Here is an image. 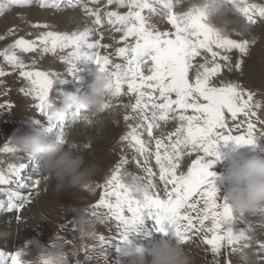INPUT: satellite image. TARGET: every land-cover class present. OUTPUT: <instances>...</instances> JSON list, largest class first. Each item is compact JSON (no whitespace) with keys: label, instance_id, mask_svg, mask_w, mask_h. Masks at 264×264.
Masks as SVG:
<instances>
[{"label":"snow or ice","instance_id":"1","mask_svg":"<svg viewBox=\"0 0 264 264\" xmlns=\"http://www.w3.org/2000/svg\"><path fill=\"white\" fill-rule=\"evenodd\" d=\"M31 2L32 0H11L13 5ZM48 2L49 0H40L42 6H48ZM93 3L99 4L100 0H93ZM107 4L127 9L126 12L106 13L107 23L121 33L120 41L124 46L116 50V55L123 63H114L110 55L98 51L109 45L90 41L89 37L95 28L71 34L46 31L38 38L39 46L44 52L55 53L57 49H70L62 57L69 64V73H77V62L86 57L98 65L99 71L108 74L110 97L121 94L135 96V102L130 107L136 116H125V119L138 118V123L130 124V130L122 139L128 141L144 157L145 164L154 155L159 166L163 192L157 190L158 185L152 179H148L143 181L147 188L143 196L137 195L131 186L136 175L125 167L126 159L121 161L101 186L103 194L92 207L91 215L100 217L96 209H107L108 218L118 221L120 231L118 238L110 239L104 235L97 236L95 232L91 234L99 242V255H104V246L107 244L117 254L115 264H126V258L136 248V241L141 237H149L152 232L177 237L185 244L193 236L202 234V239L211 246L214 254L220 253L225 245H239L233 247L232 251L243 252L250 247L248 233L251 228L235 229L237 220L242 216L238 218L226 198L219 196L216 185L218 176L212 169L222 159L219 150L221 143L258 146L256 125L251 118L256 116L252 109L259 108L260 103L254 104L255 94L239 83H221L219 86L213 83V78L222 68L217 58L221 61L231 59L229 55H222V52L238 50L241 55L249 52L247 39L230 38L222 27L213 23V18L226 6L243 14L248 23L256 24L257 16L264 18V5L249 4L246 0H201L187 11L177 12L174 10L173 0H107ZM156 4L162 5L174 31L158 30L150 23L149 17L144 15L145 10L156 13ZM51 5L58 6L56 0H51ZM86 12L95 18L94 25L102 26L99 9L86 8ZM37 46L36 41L20 38L0 55L9 64L21 69L20 75L30 81L31 87L22 91L26 95H32L38 102L36 107L47 118L49 131L53 132L61 127L55 138L63 143L65 137L62 126L67 114L70 109H79L71 104L69 93L63 87L56 88L59 103L50 95L57 81L64 85L69 83L67 79L49 72L24 70L25 64L14 49L32 52ZM197 58H202L203 62H197ZM235 66L239 68L240 63ZM193 70L194 80L189 78V73ZM3 75L5 73L0 69V76ZM124 84H127L126 93L123 92ZM110 107L112 104L107 100L104 110ZM189 110L192 114H187ZM226 113L230 114L232 121H236L241 115L246 118L243 124H235V131L240 132L243 127V134H232L233 128L228 124ZM169 119L178 120L179 126L168 134L167 142L163 137H154L153 130L160 127L161 121L167 122ZM33 124L44 126L38 119L33 120ZM145 132L150 139H155L154 153L150 148V141L146 142L142 138ZM3 151L16 152L18 149L4 146ZM193 153L197 154V158L186 170L182 169V159ZM36 163L37 168H40L39 163ZM24 167L23 164L19 168L10 166L9 174L0 171V185L13 183L11 173L18 175ZM146 172L149 177L155 175L151 168H146ZM16 183L18 189L28 188L26 183L18 180ZM39 184L40 181L36 180L32 187L36 188ZM32 194L31 191L22 194L19 190H9L8 202H0V208L9 213L20 212L31 203ZM149 220L152 221L151 227L147 226ZM97 247L92 249V254L97 252ZM260 250L264 251V244H260ZM92 254L86 259H91ZM24 255L23 250H0V264H27V260L22 259ZM243 258L249 260L246 252ZM76 264L82 262L77 259Z\"/></svg>","mask_w":264,"mask_h":264},{"label":"rangeland","instance_id":"2","mask_svg":"<svg viewBox=\"0 0 264 264\" xmlns=\"http://www.w3.org/2000/svg\"><path fill=\"white\" fill-rule=\"evenodd\" d=\"M76 1H78V0H75V2ZM80 1H81V3L84 1L86 6H85V4H84V6L82 4L83 7L79 6V9L74 7L75 9H67V8L64 9L63 8V9H59V10L60 11L72 10V11L78 12L80 10L86 11V7H90L92 9L93 0H80ZM193 1L195 2L196 0H173V3L175 5L174 10L178 9L179 7H184L186 4L187 5L189 4L192 6L194 3ZM6 2H7V6H9V8H6V10H4L0 14V22L5 20L6 18H9L12 14L11 12H13L15 9H20V6L13 5L10 0H6ZM56 2L59 3L60 0H57ZM246 2L249 4H251V3L260 4L259 0H246ZM73 4H75V3L73 2ZM99 4L101 5V7L99 6V8L101 9L104 5L107 4V0H100ZM34 5L36 7H38V5H36V4H34ZM155 6L157 8L156 13H149L147 10H145L144 15L150 16L149 17L150 21L152 20L155 22H157L158 19L163 18L164 21H162V24H163V26H166L167 23L165 22V20L167 19V16L164 13L162 5L156 4ZM38 8L40 9V7H38ZM21 9H24V8H21ZM41 10L42 9H40V11ZM227 10L233 11V14L227 13V15L229 14L228 17L233 19V21L235 22L236 27H237V30L235 28L232 30H236L238 35H240V36L242 35L240 39H247L249 41V52L246 55H241L238 52V50H232V52H230V53L222 52V55H229L231 57L230 61H224L226 63L225 67H224V71H225L224 81L226 83H228V82L239 83L243 88H245L249 91H252L255 94L253 103L255 104V103L259 102L260 106L261 105L264 106V18H260L259 19L260 21L255 24V27L257 30L254 28L255 30L243 31L242 29H244V28H241L238 25V23L241 24V19H239L234 14V13H236L235 10L231 9L230 7L227 8ZM60 11H58V12H60ZM109 11H111V10H109ZM122 11L125 12V11H127V9L122 10ZM122 11H120V12H122ZM101 13H102V11H101ZM227 15H225V17ZM90 18H92V16H90V15L86 17V19H88V20H90ZM243 18L245 19L244 16H243ZM256 18H259V17H256ZM225 20H226V18H225ZM166 21L168 22V19ZM89 22H91V21H89ZM102 22H103V26L105 28L104 31L105 32L107 31L106 32L107 34H108V32L111 33V35L108 34L109 36H107V37L110 38V36H111V40H112L114 37V35L112 34V31H111L112 28H111V30H108L109 26H111V25H109L108 23H105L104 18H102ZM246 24H248L247 26L250 27L249 23L246 22ZM168 25H170V23H168ZM170 27L171 26H169V28ZM88 28H91V27H88ZM85 29L86 28H82V30H85ZM9 30H12V31L9 33L6 40L3 39V35H1V32H0V37H2V39H0V53H3L5 51V49H7L11 45H13L12 43H9V42H13L17 38H20L19 36H17L16 31L13 29V27H10ZM158 30H160V29H158ZM232 30H229V32H226V33L229 35L230 38L239 39L238 35H236L237 33L236 32L234 33V31H232ZM68 31H72L74 33V32H78L79 30L73 28V29H69ZM168 31H171V30H168ZM27 38H29V39L32 38L34 41V37H32L31 35H27ZM37 45L38 46L36 47L35 50H39V55H38L37 59H35V60H33V58L29 59V57H30L29 52H24L19 48L14 49L16 55L25 64L24 70L25 71L39 70V71L49 72V73H52L54 75H58L60 77L62 76L61 78L65 79L66 75H62L63 69L61 68V65L63 66L65 61L63 59H61V57L66 53L67 50L66 49H64V50L57 49V51L55 53H53L51 51L44 52L42 47L39 46V43ZM114 49H116V47H114ZM39 56H41V57L39 58ZM47 62H50L51 68H54L56 70H53V69L51 70L50 68H46ZM236 63H240L239 68H237L235 66ZM68 66H69V64L66 63L65 67H68ZM0 69H2L5 73V75L0 76V105H3V107H0V171H3L6 174H8L10 166L14 165L17 168V165L15 164L16 161H14L12 159V156L15 153L14 152H4L3 151L4 146L16 147L13 144L12 138H11V134L15 130L19 129L21 131V133H25L28 131L30 132V131L34 130L35 128L41 127L39 125L33 124V120H37V119L39 120L41 113L38 110V108L36 107L38 102L33 98V96L32 95H26L25 92L22 91V89H26L27 82H28V85L30 83H29V80H27L25 77L20 75L21 69L16 68L13 65L9 64L5 60L3 55H0ZM85 75L80 77V79L83 80V82H85V80H86V79H84ZM189 75H190L189 78L194 80V70L190 71ZM73 83H78V79H76V81L70 80L71 86H69V84H68V86L66 85V86H61V87H63V89L66 92L72 91L74 93L76 88H74L72 86ZM213 83H215L217 86H219L221 83H223V80H219V81L213 80ZM58 85L59 84H57L53 88V92L50 94V95H55L54 99L56 100L57 103H59V99L57 97V89L56 88H61ZM83 85H84V83H83ZM126 91H127V88L124 87L123 92L126 93ZM76 93H79V91L76 90ZM123 96H126V95L124 94ZM123 96H119L117 98L111 97L110 103L112 104V107L105 109L103 113L93 115V117L89 118V120H87L86 123L79 125V126H76V123H73V122H77L76 121L77 119H80V118H77L78 113L83 114V112H85L84 115L85 114H94V113L91 110H80V109L76 110V109H74L73 115L71 116V121L69 122V124H71V123H73V124H71L69 126L67 125V128L71 129L73 127L78 128L81 126H82V128H79L75 131V134H76L74 136L75 138L72 137V139L74 138L75 140L70 139V141L73 143L75 142L77 144L80 143L82 140H83V142L86 141L85 142L86 144H87V141L94 143L95 142L94 139L90 135L88 136V134H85L86 131H85L84 127L89 126L90 124L92 125L93 120H99V122L102 123L103 120L101 118L104 117L105 115H108L107 111H111L114 108H115V110H119V113L121 114L119 117H121V118H125V116L135 117L136 114L131 111V107H130V105L133 104L135 101L132 100L129 102V104L127 102H125L124 98H122L120 101V98ZM32 98H33V100H31L32 103L30 105H32L33 102H34V105H33V107H30L28 105V103H26L25 101L28 99H32ZM173 98H175V97H173ZM134 99H135V96H134ZM9 105H10V107H9ZM125 105H129V107H125ZM252 110L256 113V116L252 117L251 120L256 125L255 134L257 135V137L259 139V142H258V149H259L260 144L264 143V141L261 140V138L264 137V135H262V133H264V112H262L260 110V107L259 108L254 107ZM187 114H192L191 110H189V112ZM243 118L245 121L246 118L245 117H243ZM27 120L31 121V125L27 124V127L29 130L25 131L24 125H25ZM123 121L125 122V124L121 128V132L118 131V133L120 132V141L116 140L114 144L109 145L108 146L109 148L107 150H105L104 155L96 163L99 167V171L97 172V174L94 178L95 179V185H94L93 189L91 191L86 190V189H66V190L60 191L59 193L56 194V196L49 199L47 201L46 206H45L44 213L38 215L34 219L33 230H32L31 235L28 236L26 239H23L21 246L19 248H17V251L23 250L25 253V255L22 257V259L29 260L35 254V249L32 248L28 243L31 239L35 238V239H38V240L43 241L45 243H48L50 240H52L54 238H58V239H62L65 242V251L67 254L68 264H76L77 259H79L82 262V264H115L117 254L115 253L113 248L109 247L106 244L104 246V248L106 249L104 255H99V248L97 247L98 243H99L98 240L93 239L91 235H89V236L81 235L80 230H79V225H78L79 216L81 214H84L88 217H93L91 215L92 207L98 203L100 197L103 194V188L101 186L112 175L113 171L121 163V161L125 160V159L127 160V164L125 165V167L127 168V170L129 172H132L136 176L142 177L144 182H146L148 179H152L153 182L158 185L157 190L163 192L162 189H159L162 187V183H160L158 181V179H159V166H156V162H154V161L152 162V158L150 157L147 163H150V162H152V163H150L146 167V164L144 162V157L139 155L136 152L135 148L133 146H131L130 143H129V146L127 147L128 141H125L122 139V137L125 134H127V132L130 130L129 125L130 124L135 125L138 123V118L137 119H130V120L123 119ZM99 122L97 124H99ZM41 123L44 126L48 125V122H42L41 121ZM237 123H240V120L230 122L231 125L237 124ZM97 124H95V125H97ZM241 124H243V123H241ZM178 126H179L178 120L169 119L167 122L161 121L160 127L153 130V136L154 137H163V138H165V142H167L166 138H167L168 134L171 132H174L175 128ZM232 128H233L232 134H243V127L241 128L240 132L235 131V126ZM53 134L56 135L55 132H53ZM84 134H85V136H88L89 138L83 139ZM144 134H143L142 138L146 142L150 141V147H151V143H152V141L155 142V139L154 138L150 139L147 136L146 132ZM77 135H79V136H77ZM53 139H55L54 136H53ZM236 146L237 145H235L232 142H229L227 145L221 143L219 150L223 154L222 159L217 161L215 163V166L212 169L217 174L218 177L222 176V174L229 167L230 162H229L228 157L230 156V152ZM84 148H89V145L87 144L86 146H84ZM124 148H126L125 149L126 151L124 150ZM151 150H152V152L155 151V143H154V146H152ZM124 151H125V153H124ZM8 154H11V155L9 156ZM20 154H21V156H23L25 153L21 152ZM184 158H185V160L182 159V161H181V168L186 170L188 167L191 166V162L197 158V154L193 153L190 156H187ZM22 160L23 159H21L19 161L24 162V160L23 161ZM41 161H43L42 158L40 159V161L38 160L39 163ZM137 161H139L138 164H137ZM21 162H19V165ZM132 162L133 163L136 162L135 167H133ZM27 165H28V167L33 166V162L30 160L29 162H27ZM139 168H140V170H139ZM146 168H151L152 172L155 173L156 177L153 176L154 178L153 177L149 178L148 173L146 172ZM142 170H143V173H142L143 176L140 175V172ZM11 174H14V173H11ZM24 175H25V171H21V170L19 171L18 175L14 174L13 175V183L15 185L11 186L6 192L0 194V197L5 195L9 190L14 189V187H17V183H16L17 180L19 182L23 180V183H24V179H26V177H24ZM45 177L43 178V180H39L40 181V184L38 186L39 188L36 187V188H32V189H34L35 191H39L40 185L42 184V181L43 182L51 181V180L46 179ZM9 185H13V184H9ZM216 185H217V188L219 189V196L221 198H226L228 185H226V183L222 179H217ZM29 187H31V185H29ZM0 189H2V185H0ZM0 202H2L1 199H0ZM96 211L100 214V217L102 219V222L97 223V225H96V228H95L96 235L97 236L104 235L106 238H109V239L113 238V237L118 238L119 231H120V229L118 228V221H116L114 218H111V219L108 218L107 209H105L103 207L96 209ZM4 212H6V211L1 210L0 216ZM19 214H20V212H18V215ZM250 217L251 218H261L262 217L261 211L256 212V213H249L245 216V219L248 220ZM237 222L239 223L238 224L239 226L236 228L237 230H244V229L251 228V231L248 234L249 235L252 234L251 236L254 237V228H253L252 223L249 224V222L244 221V220L240 221V218L238 219ZM150 223H152V221L149 220L147 222V225H149ZM256 224L261 225L260 222H256ZM151 226L152 225H150L149 227H151ZM260 230H261L260 234H261L262 238H264V227H262V225H261ZM159 236L166 237V238L171 237V235L165 236L162 233H157L155 238H159ZM140 239H142V237ZM149 242L150 241L148 240L145 243L147 244ZM241 243H243V242H241ZM250 246H251V248L256 249V247L253 246V244H250ZM94 247H97V252L95 254H92V249ZM185 247H186V250L192 256L193 264H203V262L206 261V259L204 257H202L203 255H201V253L205 254L208 249H211V246L207 245L204 242V240L202 239V234L193 236L192 239L188 243L185 244ZM233 247H239V245H233V246L225 245V246H223L220 250V253L215 254L216 256L214 257V261L211 264H218L219 263V262H217V256H222L219 264H243V263H241L242 260H244L243 254L245 252L251 253V250H248V249H250V247L247 249H244L243 252H233L232 251ZM86 249H87V252L85 251ZM74 253H76V255H74ZM89 254H92V258L86 259V257ZM240 257H242L241 261L238 260ZM259 260H260V258H259ZM206 264H208V262Z\"/></svg>","mask_w":264,"mask_h":264},{"label":"bare ground","instance_id":"3","mask_svg":"<svg viewBox=\"0 0 264 264\" xmlns=\"http://www.w3.org/2000/svg\"><path fill=\"white\" fill-rule=\"evenodd\" d=\"M38 1L39 0H32V2L30 3L31 4L30 7H27V8H24V9H21V8L20 9H15L13 12H11L12 14H11V16L9 18H6L5 20L2 19L3 21L0 22V32H1V35H3V39L4 40H6V38L9 35V33L12 31V30H9L10 27H13V29L16 31L17 36H19L20 38H24L26 40L33 41L32 38L31 39L27 38V35H31L32 37H34V41H36L37 44L39 43V40H38L39 36L42 33L46 32V31H56V32L59 31L61 33L71 34L73 32L72 31H68V30L69 29H73V28L74 29H78L79 30L78 32L83 31L82 28H88V27L95 28V31L92 33V35L89 37V39H90V41H96L97 40L96 34H97V31L99 30V28L96 25L93 24V21L95 19L94 17L90 18V20L86 19V17L89 16V14L86 11H84V10H80L78 12L72 11V10H66V11H60V10L55 11V10H52L51 11V10H48V9L40 11V9L38 8L40 6L38 5V7H36L34 5V4H36L35 2H38ZM69 1L75 2V0H69ZM49 2H51V0H49ZM199 2H201V0H196L193 4H197ZM259 2H260L261 5H264V0H259ZM59 3H57V4H59ZM190 7H191V5H189V4L187 5L186 4L184 7H179L176 10H177V12H183V11H187ZM6 8H9V6H7L6 0H0V14L4 10H6ZM53 8H54V6H53ZM86 8L91 9L90 7H86ZM109 10H111V11H122V10H125V9H118L116 7V5H107V4L104 5L100 9V11H102L101 17L104 18V22L105 23H107L106 13ZM58 11H60V12H58ZM86 13H87V16H86ZM227 13L233 14V11L232 10H229V11L226 10L220 17L214 19L213 23H215L218 26L222 27L225 32H229V30H232L234 28L237 30L235 22L233 21V19L228 17L229 14L227 15ZM234 14L239 19H241V24L238 23V25H239V27L244 28V29H242L243 31H245V30H255L256 29L255 24H250V27L247 26L248 25V24H246L247 20L243 18V14H241V13L239 15L236 14V13H234ZM225 15H227V16L225 17ZM225 18H226V20H225ZM256 19H257V22L260 21L259 20L260 18H256ZM166 20H165V22L167 23L166 26H163V24H162V21H164L163 18L158 19L157 22L151 20L150 23L154 24L156 26V28L158 27L159 29H161V31L162 30L163 31H168V30L174 31V29L172 28L171 24L168 25L169 22H167ZM89 21H91V22H89ZM44 25H47V27H43ZM169 26H171V27L169 28ZM111 28H112V26H109L108 30H110ZM103 30H105L104 26H103V29H101V32L105 36V41L109 45V47L107 49H110L111 46H113V47L118 46V44H119V35L116 33V31L112 28L111 31H112V34L114 35V37L111 40L110 38L107 37V36H109L108 34L111 35V33L108 32V34H107L105 31L103 32ZM236 30H232V31H234V33H235ZM74 33H77V32H74ZM236 35H238V33ZM241 36L238 35V38L240 39ZM20 38H17L16 40H18ZM15 41L9 42V43L14 44ZM102 44H104V43H102ZM120 46L121 45H119L117 48H119ZM66 50L67 51H66V53L63 56L67 55L68 52L70 51V49H66ZM105 50H106V48H103L102 51H101V54H106L107 52H110L108 50H106L107 51L106 52ZM114 50H116V49H114ZM29 53H30L29 59L33 58V60H35V59H37V57L39 55V50H35V51L29 52ZM40 57L41 56H39V58ZM62 57H61V59H62ZM209 59H211L210 56H209ZM197 62L202 63L203 62L202 58H197ZM217 62L221 63V65H222L221 70L222 71L217 75V77H214L213 80H215V81L223 80V83H226L224 81V79H225L224 67H225L226 63L224 61L219 60V58H217ZM65 64H66V62L64 63L63 66L61 65V68L63 69V70L61 69L63 71L62 75H66V77L65 76L64 77H65V79H67L69 81V83L61 85L59 83V81H57L54 84V87L57 84H59L58 86H60V87L61 86H66V85L68 86V84H69V86H71L70 80L76 81V79H78V83H73L72 86L74 88H76V90L79 91V92L82 89H83L82 92L85 91L86 88H84L85 84L83 85V83H85L87 81V79L90 78V72H91V70H90V66H91L90 59H88L86 57H82L77 62V69L78 70H77V73H75V74L69 73V71H68L69 66L65 67ZM46 68H50L51 70L52 69L56 70L54 68H51L50 62H47V67ZM83 75H85V77H84V79H86L85 82H83V80L80 79V77H82ZM29 83H30V81H29ZM29 87H31V84L28 85V82H27L26 89H28ZM76 90L74 91V93L72 91L68 92V93L75 94V95L78 94V96H79V93H76ZM123 90H124V87H123ZM123 95L124 94H121L120 96H123ZM125 95L126 96H123V97L120 98V101H121L122 98H124L125 102H127L128 104L132 100L135 101L134 95H132V94H125ZM51 96L54 98L55 95H51ZM114 98H117V97H114ZM31 100H33V98L32 99H28L25 102L28 103V105L30 107H33L34 102H33L32 105H30L32 103ZM108 100L110 101L111 97H109ZM73 110L74 109H70L69 110V112L67 114L66 121H65L66 124H69V122L71 121V116L73 115ZM260 110L262 112H264V106L261 105L260 106ZM107 112H108V115H105L104 117L101 118L103 120L102 123H100L99 120H93V122H92L93 124L92 125L90 124L89 126H85L84 127V129L86 131L85 134H88V136L90 135L95 141L94 143L90 142V141H87V144L89 145V148H84V146L87 145L85 143L86 141L83 142V140H82L78 144L74 142L76 144V146H77L76 150L78 152L82 153L86 157V159L88 161H92V162L97 163L99 161V159L104 155L105 150H107L109 148L108 147L109 145L114 144L116 140L120 141V132H121V128L125 124V122L123 121V119H125V118L119 117L121 114L119 113V110H115V108L113 110L107 111ZM93 115H95V114H85V115H83V118L79 122H77L76 126H79V125H82V124L86 123L87 120H89V118L93 117ZM226 118H227L229 126L231 128L234 127L235 124H233V125L230 124V122L232 121L231 118H230V114L226 113ZM39 120L42 121V122H48L47 118L45 116H43L42 114H40ZM237 120H240V123H243L244 122L243 115L239 116L237 118ZM76 121H78V120H76ZM98 122H99V124H97ZM27 124L31 125V121L30 120L26 121V123L24 125L25 131L29 130L28 127H27ZM95 124H97V125H95ZM57 128H58V131L60 132L61 131V127H57ZM57 128L54 129L55 134H57ZM79 128H82V126L78 127V128L73 127L71 129H69V128L63 129V130L67 129V132H66L67 134H64L65 139L67 141L71 142L70 139H72V137H74L76 135L75 131L77 129H79ZM118 131H120V132L118 133ZM85 134L83 135V139H88L89 137L85 136ZM77 136H79V135H77ZM74 138L72 140H75ZM154 143L155 142L152 141L150 148H152V146H154ZM128 146H129V142L127 144V147ZM125 149L126 148H124V150ZM125 151H124V153H125ZM21 152L22 151H20V150L14 152L15 154L12 156V159L14 161H16L15 164L17 165V168H19V166L21 164L25 165V167L20 169V170L21 171H25L24 177H26V179H24V183L28 184V188L27 189H24V188L18 189L17 187H14V189H12L10 191L19 190L22 194H27L29 191H31L33 194H32V196L30 198L31 199V203L26 205L25 209L21 210L19 215H18V212L14 211L12 213L4 212L0 216V250L6 251V252L17 251V248H19L21 246V244H22V240L26 239L28 236L31 235L32 230H33L34 219L38 215L44 213L47 201L49 199H51L52 197L56 196V194L60 192V191L56 190V184H55L54 180H51L49 182H47V181L43 182L42 181V184L40 185V190L39 191H35L34 189H32L33 188L32 185H33V183L36 180H43V178L46 176V173L44 171V163H43V161H41L40 163L38 162V159H41V157L33 158V157L28 156L26 153L23 156H21V154H20ZM8 155L10 156L11 154H8ZM255 155L256 156H264V143L260 144V148L257 149V152H256ZM185 157H187V156H185ZM151 158H152V162L153 161L155 162L154 155H152ZM21 159H23L24 162L19 161ZM183 159L185 160V158H183ZM30 160L33 162V166L28 167L27 162H29ZM18 161L21 162L20 165H19ZM36 162H38L39 165H41L40 168H37V163ZM152 162H150V163H152ZM150 163H147L146 167ZM135 165H136V162L133 163V167H135ZM156 166H158V165L156 164ZM139 170H140V168H139ZM142 173H143V170L140 172L141 176H143ZM14 174H16V173H14ZM14 174H11L12 179H13V175ZM158 181L160 183H162V187L159 188V189L163 190V182H161L159 179H158ZM20 183H23V180L20 181ZM11 184H13V185H2V189H5V191H0V194L6 192L11 186L15 185L14 183H11ZM29 185H31V187H29ZM8 192L5 195L0 197V199L2 200V202L4 204H7V202H8ZM1 210L4 211L3 208H0V213H1ZM234 214L239 218L238 214H236V213H234ZM261 214H262L261 218H251L250 217L247 220V219H245V216L247 214L244 215L242 218H240V221L244 220V221L249 222V224L252 223L253 228H254V239L252 240L251 244H253V246H255L256 249H253L250 246V249H248V250H251V259L255 262V264H264V251L260 250V244H264V238H262V236L260 234L261 233V230H260L261 225H262V227H264V211H261ZM17 216H19V219H16ZM256 222H260L261 225L260 224L257 225ZM238 224L239 223L236 222V224L234 226L235 229L239 226ZM150 225H152V223H150L147 226L149 227ZM244 230H247V229H244ZM161 238L162 237L159 236V238L148 239L150 242L147 243L146 245L151 247L153 244L158 242L159 239H161ZM201 255H203L202 257H204L206 259V261H204L203 264H206L207 262H208V264H211L214 261V257L216 256L211 251V249H208L205 254L201 253ZM221 257L222 256H217V262L220 263ZM259 258H260V260H259ZM241 259H242V257H240L238 260L241 261ZM241 263L247 264V261L246 260H242Z\"/></svg>","mask_w":264,"mask_h":264},{"label":"clouds","instance_id":"4","mask_svg":"<svg viewBox=\"0 0 264 264\" xmlns=\"http://www.w3.org/2000/svg\"><path fill=\"white\" fill-rule=\"evenodd\" d=\"M227 7L220 10L221 16ZM89 91L84 95L69 93L71 104L80 110H91L94 114L104 112V105L110 97L108 89L109 76L106 72L95 70ZM53 132L47 126L21 133L19 129L11 134L16 148L28 156L41 157L44 163L46 179L54 180L57 191L66 189H86L91 191L95 185V176L99 167L95 162L76 150V144L65 139L63 143L53 139ZM264 141V137L261 138ZM223 155V154H222ZM229 167L217 179H222L228 190L226 200L234 213L244 216L249 213L264 211V156H248L244 153L230 155ZM133 191L143 196L147 190L143 178L135 176L131 181ZM101 217H88L81 214L78 225L81 235L89 236L95 232ZM157 233L152 232L147 238L138 239L136 248L126 258V264H193L192 256L186 250L185 243L177 237H162L151 247L146 245L148 239H154ZM254 239L250 235V240ZM29 245L35 254L27 264H68L65 242L54 238L48 243L31 239ZM247 264H255L251 253Z\"/></svg>","mask_w":264,"mask_h":264},{"label":"water","instance_id":"5","mask_svg":"<svg viewBox=\"0 0 264 264\" xmlns=\"http://www.w3.org/2000/svg\"><path fill=\"white\" fill-rule=\"evenodd\" d=\"M258 146H236L231 152L230 155L236 153H244L248 156H252L257 152Z\"/></svg>","mask_w":264,"mask_h":264}]
</instances>
